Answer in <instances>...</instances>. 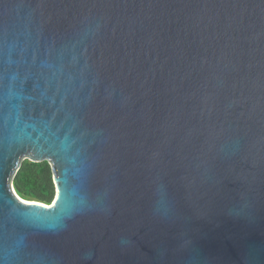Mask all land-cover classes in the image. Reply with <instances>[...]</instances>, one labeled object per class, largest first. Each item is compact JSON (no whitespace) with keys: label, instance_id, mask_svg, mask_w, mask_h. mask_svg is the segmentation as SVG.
<instances>
[{"label":"water","instance_id":"water-1","mask_svg":"<svg viewBox=\"0 0 264 264\" xmlns=\"http://www.w3.org/2000/svg\"><path fill=\"white\" fill-rule=\"evenodd\" d=\"M0 264H264V0H0Z\"/></svg>","mask_w":264,"mask_h":264},{"label":"trees","instance_id":"trees-1","mask_svg":"<svg viewBox=\"0 0 264 264\" xmlns=\"http://www.w3.org/2000/svg\"><path fill=\"white\" fill-rule=\"evenodd\" d=\"M14 184L18 193L27 199L50 204L56 197L53 169L48 160H24L14 178Z\"/></svg>","mask_w":264,"mask_h":264},{"label":"clouds","instance_id":"clouds-1","mask_svg":"<svg viewBox=\"0 0 264 264\" xmlns=\"http://www.w3.org/2000/svg\"><path fill=\"white\" fill-rule=\"evenodd\" d=\"M91 255H92L91 253H88L87 256H86V259H91Z\"/></svg>","mask_w":264,"mask_h":264}]
</instances>
